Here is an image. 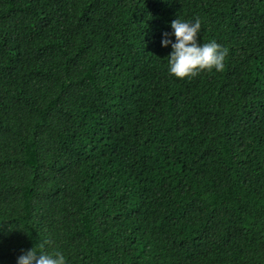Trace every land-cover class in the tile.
I'll return each instance as SVG.
<instances>
[{
    "label": "trees",
    "instance_id": "16d2710c",
    "mask_svg": "<svg viewBox=\"0 0 264 264\" xmlns=\"http://www.w3.org/2000/svg\"><path fill=\"white\" fill-rule=\"evenodd\" d=\"M176 18L222 71L169 73ZM33 246L264 263V0H0V264Z\"/></svg>",
    "mask_w": 264,
    "mask_h": 264
},
{
    "label": "clouds",
    "instance_id": "9594fccd",
    "mask_svg": "<svg viewBox=\"0 0 264 264\" xmlns=\"http://www.w3.org/2000/svg\"><path fill=\"white\" fill-rule=\"evenodd\" d=\"M172 32L162 34L161 45L171 46L168 54V71L177 78H191L204 70L222 71L228 50L210 40L201 44L198 34L201 31L199 19L185 21L174 19L171 21ZM174 36L173 41L171 37ZM16 264H67L63 252L57 250L52 253L34 246L17 257Z\"/></svg>",
    "mask_w": 264,
    "mask_h": 264
},
{
    "label": "water",
    "instance_id": "95a60500",
    "mask_svg": "<svg viewBox=\"0 0 264 264\" xmlns=\"http://www.w3.org/2000/svg\"><path fill=\"white\" fill-rule=\"evenodd\" d=\"M264 264V263H263Z\"/></svg>",
    "mask_w": 264,
    "mask_h": 264
}]
</instances>
